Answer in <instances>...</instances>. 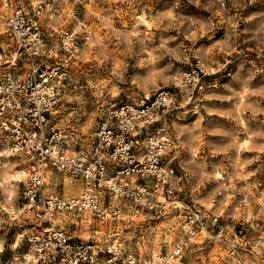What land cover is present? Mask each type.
I'll return each mask as SVG.
<instances>
[{"label":"rangeland","instance_id":"obj_1","mask_svg":"<svg viewBox=\"0 0 264 264\" xmlns=\"http://www.w3.org/2000/svg\"><path fill=\"white\" fill-rule=\"evenodd\" d=\"M47 1L49 6L41 16L45 31L56 33L61 28H75L81 20L86 22L90 31L89 38L79 48L72 62L71 80L65 93V96L83 93L86 103L81 106L75 101L63 99L54 116L55 126L64 135V142L71 151L89 145L90 135L98 123L104 104L99 101L135 99L144 91L153 92L160 87L176 88L184 71L196 67V64L203 68L200 76L202 88L190 87L186 88L190 94L184 89L178 93L181 107L173 120V132L176 137L178 127L203 131L202 143L195 155L197 163L205 165L206 175H212L219 168L226 169V172L217 173L216 179L198 181L197 199L209 200L223 183L233 187L216 196L207 206L205 203L197 204L189 180L192 167L189 166L186 171L181 163L189 164V151L174 147L166 154L165 162L172 168L173 177L180 181L178 189L186 205L203 210L208 217L214 216L217 202L226 196L229 202L223 214L215 216L225 229L234 225L235 235L224 231L223 236L218 237L215 233L203 231L189 236L182 263L235 264L246 253L242 248L231 251L228 242L236 239L251 240L259 236V230H264L262 220H256L257 227L254 228L251 219L245 221L243 214L239 220L230 215L240 207V201L244 198L235 189L254 185L250 189L254 197L250 201L253 216L258 214L261 207L257 201L264 196V151L246 150L242 145L249 135H254L255 145L264 144V44L252 40L245 32V28L251 26L246 18L253 12L264 11V0H248L246 6L239 10L232 8L231 0H225V7L239 17L233 51L225 50V42L233 44V40L229 39L231 28L218 13V8L207 6L208 0ZM166 12L184 18L179 29L169 28L167 20L161 22L158 19ZM3 15L6 17L7 12L0 3V31L5 21ZM80 31H76L78 35ZM167 37L175 39L161 48L163 39ZM165 49L173 50L174 54ZM158 73H163L165 78L160 79ZM137 81H142L144 87L141 88ZM64 121L67 123L62 128ZM85 124L91 125L87 131H78ZM209 129L213 130V134H209ZM183 139V136L176 139L175 144H180ZM234 142L242 146L241 159L251 161L243 172L254 175L246 179H226L234 174L232 161L236 151L229 147ZM10 159L17 163L19 169L27 168L24 158L15 156ZM53 175L60 178L59 184L64 186L62 193H70L67 188L75 181L65 175ZM59 186H55V191H60ZM19 204L23 207L21 199ZM124 217L119 227L124 231V236H132V245L142 243L140 235L144 239L151 236L152 240H156L157 232L154 230H159V250L168 249L169 243L179 236L178 228L172 232L161 227L172 221L177 223L171 214L154 217V220L147 219L143 223L127 219L128 214ZM86 219H89L88 224L82 221L80 227L70 230V233L82 239L93 236L95 232L92 227L96 223L89 217ZM32 221V217L26 218L23 225L28 226L26 223ZM20 229L21 225L15 224L0 229V240L4 242L0 264H12L14 253L11 245L15 243ZM165 233L172 236L170 242ZM149 248L155 252L156 245L150 243ZM23 251V246H20L15 254Z\"/></svg>","mask_w":264,"mask_h":264},{"label":"built area","instance_id":"obj_2","mask_svg":"<svg viewBox=\"0 0 264 264\" xmlns=\"http://www.w3.org/2000/svg\"><path fill=\"white\" fill-rule=\"evenodd\" d=\"M0 3L7 12L0 31V88L4 89L0 92V101L4 102L0 103V148L16 145L27 147L30 138L34 139L37 143L29 149L27 159L18 155L24 158L26 169L43 168L52 174L65 175L78 186L77 192L69 197L72 203L66 205L69 209V212L64 213L69 217L67 221L60 216V210L52 203L53 199L63 201V184L58 183L60 191H55L57 195L49 196L43 204L41 193H36L34 197L38 216L47 217L51 214L52 219H37L34 216L33 221L26 223L28 226L21 225L20 230L29 231L35 237H43L44 242L50 241L55 245L53 253H46L47 261L41 260L40 264H144V261L149 259L148 254L141 250L142 243L132 245L131 253L124 251L117 254L102 245L100 240L93 239L94 235L82 239L70 233V230L80 227L82 220L86 221L89 217L96 223L92 227L94 234L100 231L104 236L111 234L110 244L124 236L119 224L125 219L113 216L111 211H108L107 218L102 219L95 211L97 204L103 211L115 209L123 216L129 215V208H134L136 212L149 216L148 219L151 220L171 214L177 219V224H180L182 218L183 223L178 228L179 236L169 243L168 249L159 250L160 257L168 259L170 264L177 258L182 260L189 236L207 231L222 237L225 227L218 217H208L203 210L186 205L178 188L172 191L171 196L178 203H182L185 210L181 211L177 207L162 215L155 208H146L135 203V189H119L117 183V187L109 190L101 184L106 173L117 182L135 184L137 188L154 192L156 185L162 182L156 173L168 170L173 173L172 168L165 162L166 155L157 158L153 153L158 149H150L146 145L161 137H170L171 143H176L173 120L178 116L181 107L178 93L190 87L202 88L200 76L203 68L196 64V67L184 71L176 88L160 87L153 92L144 91L135 99L108 100L101 107L98 123L89 138V145L84 149L71 151L64 142V135L55 126L54 116L70 84L72 62L79 48L90 36L89 28L86 22L81 20L75 28H61L56 33L45 31L41 16L49 6L47 0H0ZM78 30H81L80 35L76 32ZM41 49L44 54H41ZM53 50L56 55H49ZM49 105L51 111L48 110ZM132 113H135L140 121L138 132L136 135L124 137L121 153L120 146L111 141L122 135L117 127L120 120L130 118ZM50 150L56 154L72 152L81 155L82 159L73 161L57 156L50 157ZM102 152L117 156L120 162L105 161L103 167H100L96 157ZM163 183L162 199L172 203L168 191L171 185L167 181ZM20 188L24 190L23 182ZM119 191L124 193L122 197ZM21 200L23 206L33 203L24 197H21ZM89 208L93 209V212L86 217L85 212ZM47 209H51V213ZM146 220L140 221L143 223ZM189 228L191 232L187 231ZM140 237L143 238V235ZM181 240L184 244L180 243ZM21 246L24 249L21 254H24L32 245L25 237ZM173 249H176L174 253Z\"/></svg>","mask_w":264,"mask_h":264},{"label":"clouds","instance_id":"obj_3","mask_svg":"<svg viewBox=\"0 0 264 264\" xmlns=\"http://www.w3.org/2000/svg\"><path fill=\"white\" fill-rule=\"evenodd\" d=\"M42 2V0H40ZM232 2V8L239 10L240 8H243L246 6L248 0H231ZM254 2V0H253ZM209 8H218V13L222 15V18H224L225 23L228 24L231 28L229 39L233 40L232 45H228L227 42H225V50L227 51H233L235 49V37L237 36L236 32V26L239 22V17L232 13V11L225 7V0H208ZM161 22L164 20L168 21L167 27L169 28H176L179 29L181 24L184 22V18L180 16L173 15L172 12H166L162 14L158 18ZM247 23L250 24V27L245 28V32L248 33L252 40H256L258 43L264 44V11H257L251 13L247 18ZM253 21L255 23H253ZM211 25H209L210 27ZM191 30V26H189V31ZM175 37H167L163 39V42L161 44V48L164 47L165 44H167L170 40H174ZM143 43V41H141ZM41 54H44V50L41 49ZM166 52L173 53V50L171 49H165ZM174 54V53H173ZM51 56H55L56 52L53 50L51 53H49ZM2 60V58H0ZM160 79H164L163 73L157 74ZM168 79H171L168 77ZM137 83L140 84L141 88L144 87L142 81H137ZM17 87H19V82L17 81ZM4 91V89L0 88V92ZM23 91V89H21ZM186 92L190 94L189 89H185ZM51 94V93H49ZM245 94H247V89H245ZM97 97H99V92L96 93ZM14 99V97H13ZM64 100H72L78 103L79 105L83 106L86 103V100L84 99L83 93L73 94L71 96H64L62 97ZM100 103L107 102L106 100L99 101ZM0 103H4L3 101H0ZM48 110L51 111V105H49ZM124 114L122 113V116ZM67 121L62 122L61 127L63 128L64 124H66ZM140 121L136 118V114L132 113L130 118H125L120 120L117 127L120 129L122 135L119 138H116L112 140V143H116L118 146H120L121 153L123 152V144L122 141L125 136L130 135H136L138 132V125ZM90 124H85L82 127L78 129V131H87V129L90 127ZM209 134H213V130H208ZM203 131L198 130L196 128L192 127H178L177 128V134L176 139L179 140L181 136L184 137L183 141L180 144H173L171 143L170 137H161L155 141H150L147 143V147L150 149L157 148L158 151L154 152L153 155L157 158L160 155H166L172 148H185L190 153V160L189 164H183L182 166L185 167V170L187 171L189 166L192 167V171L189 174V180L190 183L193 185L192 187V194L193 198L196 199V203H205V206L207 204L212 202V199H214L216 196L220 195L221 193H224L228 188L233 187L232 185H229L227 183L221 184V187L218 188L215 192H213L212 197L209 198L207 201H201L197 199L199 195V186L198 181L202 182V180L207 179H216L217 173L220 172H226V169L219 168L214 172L212 175H206L205 174V165L197 163L195 159L196 152L199 150L202 139H203ZM226 135V133H225ZM254 135H249L247 139H245L242 142V145L245 146L246 150H261L264 151V144L255 145L253 143L254 141ZM37 143L36 140L30 138V142L28 143L27 147H22L20 145L16 146H5L3 148H0V229H6L7 227H11L13 224L20 226L25 223L26 218L36 217L37 219H52V215L50 214L47 217H39L38 212L36 211L37 206L34 203V197L36 193H41V204L45 202V199L49 196H56L55 193V186L60 182V178L53 175L51 172L45 171L43 168L39 169H19L17 163L11 161V157L15 156H24L25 159H27V153L30 148L35 146ZM230 148H234L236 151V155L234 157V160L232 161V167L234 169V174L231 176L226 177V179L230 180H237V179H246L248 176L254 175V173H245L243 172L244 167L251 163L250 160H242L241 159V144L233 143L229 145ZM48 155L50 157L57 156V158H64V159H71L73 161H80L82 159L81 155H76L72 152L68 153H59L56 154L54 151L50 150ZM97 164L100 167H103V164L105 161L108 162H116L119 163L117 156L112 155H106L103 152L100 153L97 157ZM143 162V161H142ZM75 174V173H74ZM157 175L161 178V183L156 185L154 192H147L145 189L137 188L135 184H125L123 181H115L112 178L108 177L105 173V176L101 180L102 186L105 188L111 190L114 187H117V183L119 184V189H123L127 187L130 191L135 189L137 198L135 199V203L140 204L146 208H155L158 212H160L162 215L166 214L168 212L173 211L177 207L181 209V211L185 210V206L182 203H178L174 197L171 196V193L173 190H176L180 184L179 180H176L171 171H161L157 172ZM164 181H167L170 183L171 187L169 188V197L172 200V203H168L167 200L162 199V193L164 191ZM20 182H23L25 185L24 190H21L20 188ZM71 183V181H69ZM254 187V185H248L247 187H241L235 189V192H239L243 194V199L240 201V207L236 209L234 213H230L233 219L239 220L241 219V215L243 214V219L245 221L251 219L252 226L256 228L255 225L256 220H262L264 221V196L257 201V203L261 204V207L258 211V214L253 216L251 214V203L250 201L254 199L252 196V193L250 189ZM73 195L72 193H66L63 201H60L58 199H53L52 203L55 204L58 209L60 210L59 214L60 216L67 221L69 219L68 216L64 215L65 212H69V209L66 207V205H69L72 203L70 200V196ZM91 195V193H89ZM119 195L122 197L124 193L122 191H119ZM21 197H24L30 201H33V203H29L27 205H24L23 207L20 206L19 200ZM159 201V203H157ZM118 203V201H115ZM229 202V198L225 196V198L220 199L217 204L218 207L215 210V215L220 216L223 214L224 209L226 208L227 203ZM81 207H83L81 205ZM49 213H51V209H47ZM95 211L100 215L102 219H105L108 217V211H111L113 213V216L119 217L120 219H125V217L122 215L121 212L116 211L115 209H110L107 211L101 210L99 204H97ZM93 212V209L89 208L85 212V216L91 215ZM6 214V215H5ZM71 215V213H69ZM127 219H135L137 221H140L142 219H148L147 216H142L140 213L136 212L134 208H129V215ZM183 223V219L181 218L180 224H177L176 221H172L171 223L167 225H162L163 228H168L170 231L175 232L176 228H180L181 224ZM87 224H85V227ZM182 231L184 229H181ZM157 232V238L156 240H152L151 236H149L147 239L142 238V248L141 250L148 254L149 259H146L144 261V264H170V261L166 258H162L159 255V230H154ZM188 232H191V229H187ZM226 232H228L231 235H235L234 232V225H229L226 229ZM260 234L258 237H254L251 240H231L228 242L229 249L231 251H234L236 248H242L244 249L246 255L243 257H239V254L237 253V256L239 257L235 264H264V230H259ZM168 237V242L171 241L172 236L168 233L164 234ZM25 237L28 238L29 243L32 245L29 248V251L24 254H15L16 249L21 246V244L24 242ZM93 239L100 240L102 245L109 248L110 251H113L117 254H121L124 251H127L129 253L132 252L133 246L130 243L132 236H120L119 239L115 243H111L110 241L112 239L111 234L108 236H104L103 234L97 233L94 234ZM36 241H40L41 243H37ZM3 241L0 240V252L4 251L3 247ZM155 244L156 250L153 252L149 248V244ZM181 244H184V241L181 240ZM11 248L13 250L14 256H13V262L12 264H40V261H47L48 257L46 253H53L55 245H53L50 241L44 242L43 237H35L33 233L29 231H24L21 233H18L16 236V241L13 245H11ZM176 249L172 250V253H174ZM170 253V255H172ZM182 255V253H181ZM129 261H131V255H129ZM176 264H178V258L176 260Z\"/></svg>","mask_w":264,"mask_h":264},{"label":"bare ground","instance_id":"obj_4","mask_svg":"<svg viewBox=\"0 0 264 264\" xmlns=\"http://www.w3.org/2000/svg\"><path fill=\"white\" fill-rule=\"evenodd\" d=\"M5 17V15H3ZM67 190L70 192V193H76L77 190H78V186L75 184V183H72L68 188ZM82 221H85V220H82ZM89 222V219H86V223ZM85 223V222H84ZM88 224V223H87ZM88 227V226H87ZM182 263V260L181 259H178V264H181ZM171 264H176V261L175 262H172ZM183 264V263H182ZM185 264V263H184Z\"/></svg>","mask_w":264,"mask_h":264}]
</instances>
